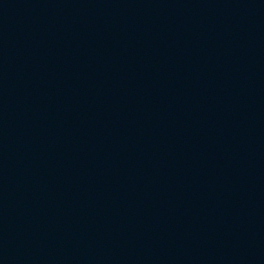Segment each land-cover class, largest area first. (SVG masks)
<instances>
[{
    "label": "water",
    "instance_id": "water-1",
    "mask_svg": "<svg viewBox=\"0 0 264 264\" xmlns=\"http://www.w3.org/2000/svg\"><path fill=\"white\" fill-rule=\"evenodd\" d=\"M0 264H264V0H0Z\"/></svg>",
    "mask_w": 264,
    "mask_h": 264
}]
</instances>
